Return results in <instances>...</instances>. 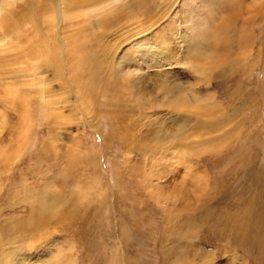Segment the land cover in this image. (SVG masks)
<instances>
[{
  "label": "rangeland",
  "instance_id": "rangeland-1",
  "mask_svg": "<svg viewBox=\"0 0 264 264\" xmlns=\"http://www.w3.org/2000/svg\"><path fill=\"white\" fill-rule=\"evenodd\" d=\"M75 12L91 31L65 48L81 50L61 78L41 55L0 81V258L264 264V0H110ZM121 51L160 77L134 85L117 60L94 68L98 52ZM149 181L182 197L163 200ZM37 197L50 212L35 213Z\"/></svg>",
  "mask_w": 264,
  "mask_h": 264
},
{
  "label": "bare ground",
  "instance_id": "bare-ground-1",
  "mask_svg": "<svg viewBox=\"0 0 264 264\" xmlns=\"http://www.w3.org/2000/svg\"><path fill=\"white\" fill-rule=\"evenodd\" d=\"M21 1L22 0H0V81L3 80L4 73L6 76L8 75L9 77L11 76L13 78L18 76L19 72H16L14 69L10 71L9 69H10V67H12L14 65L19 64V61L21 64L27 63L30 60H35L36 58L41 57V55L42 56L46 55V57H47L46 62L49 63V65H50L48 68H50L52 70H53V68H55V70L57 71L56 72L57 76H55V77L59 78L61 73H63L65 70V66L63 65V63H67V64L71 63L72 64L73 63L72 58H75V56H77L78 50H81L79 47H76V48H78L76 50H71L68 48H67L68 49L67 50L65 48L69 47L70 43H71L70 45H72V42L74 44H76L77 42L74 41V39H76L75 37H78L83 32L85 33L89 30L88 27L83 25L85 23V20L89 18L88 14L87 13L81 14L82 12H79L80 14L77 13V15H76L75 11L83 10L85 8H94V9L97 7L99 8V6H103V5L105 6L106 4H108V2H110V0H24L23 1L24 3L22 2V4H20L19 2H21ZM225 6H227V5H225ZM113 13H115V12H113ZM117 13H115V14H117ZM187 14L189 16V12H187ZM119 17H121V15ZM116 18H117V15H116ZM110 20L112 21L113 18ZM104 23H105V21H101L99 26L102 27L104 25ZM108 24H109V22H108ZM110 24H111V22H110ZM28 26H30V28ZM46 30H48V31H46ZM90 31H91V29L88 32H90ZM93 33H96V32H93ZM46 34H47V36H46ZM201 34L202 33L200 32L199 35H201ZM32 37L34 38V40L31 43V45H33V47L29 46L28 48H24L25 49L24 51H18V48H19L18 46H20V44L23 45L26 42L29 43L27 41V38H32ZM86 37H87V35H86ZM98 37H99V35H98ZM98 37L96 34V36H93V37L88 36L87 39H88V42L90 41L89 43H91V41H92L91 44L94 45L95 42L98 41L97 40ZM206 37H207V34H206ZM79 39H80V37H79ZM69 40H71V42H69ZM142 44H144V41H142L138 45L142 46ZM82 49H85V47L84 48L82 47ZM86 51H85V53H86ZM88 51H90V50H88ZM18 52H23V53H18ZM89 55H91V54H89ZM115 56H116V58L114 56H111L109 52H98L97 53V59L95 60L96 64H95L94 68H96V69L101 68V73H102V72H104V69H106V67L108 66V63H110L111 59L117 60V65L121 68L122 72L126 70L125 74L129 77V79H131V81L134 82V85L137 81H140L141 79L146 82L148 76L152 77V76L156 75L157 77H160V75H161V72H159V73H155V72L148 73L147 70L145 71L143 66L141 67L138 64V63H141L140 58H136V57L134 58L135 55L133 56L132 54H130L128 52L121 51ZM148 57H149V55L146 54L142 58L143 59L142 62H144L148 66V68H150V67L152 68L154 65H156L155 61H154V59L148 58ZM86 59L89 60V57ZM149 59H152V60H149ZM81 60L84 61L85 59H81ZM42 63L43 62L41 61L40 66L43 65ZM133 63L134 64L136 63L139 67L137 65L135 67L129 66L128 68H127V66H125L127 64H133ZM38 64H39V62H38ZM6 69H8V71H6ZM32 69H33V67H32ZM20 70H18V71H20ZM46 71H48V70H46ZM21 72H23V71H21ZM63 77H65V76H63ZM72 77L74 78V76H72ZM65 80H66V78H65ZM93 80H96V79H93ZM78 81H79V77L76 76V78L74 79V82L77 84ZM98 81H99V78H98ZM66 83H68V82H66ZM138 89H139V91H142L141 88H138ZM83 160H84V158H83ZM85 160H87V158ZM185 180H186V178L184 177L183 181H182L183 182L182 185L180 187H177V190L179 192L182 191V188H184V186H186V184L184 185ZM149 184H151L150 185L151 192L156 194V195L159 194V196L161 195V197H159V198H162L163 200L164 199H166L168 201L173 200L175 202L176 201L175 198L182 197V194H178V191L176 189L172 193V191H170L171 189L169 191H166L165 186H163L162 184H158V183L154 184V182H150ZM44 199H42L41 197H37L35 199L36 203L39 204V205L37 204V206H39V208L37 210H35V213H37L38 210L40 212H48V211L50 212V209L52 208V203L49 202V200L46 201ZM55 208H53V209H55ZM9 258H10V255L4 256V260H8ZM4 260H3V258H0V264H3ZM4 263L6 264V262H4Z\"/></svg>",
  "mask_w": 264,
  "mask_h": 264
}]
</instances>
